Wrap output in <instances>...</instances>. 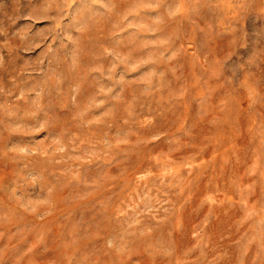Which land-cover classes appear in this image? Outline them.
I'll use <instances>...</instances> for the list:
<instances>
[{
	"label": "rangeland",
	"instance_id": "1",
	"mask_svg": "<svg viewBox=\"0 0 264 264\" xmlns=\"http://www.w3.org/2000/svg\"><path fill=\"white\" fill-rule=\"evenodd\" d=\"M0 264H264V0H0Z\"/></svg>",
	"mask_w": 264,
	"mask_h": 264
}]
</instances>
